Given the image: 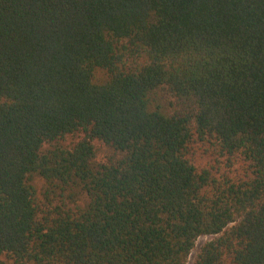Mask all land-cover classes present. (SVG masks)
<instances>
[{
  "label": "trees",
  "instance_id": "obj_1",
  "mask_svg": "<svg viewBox=\"0 0 264 264\" xmlns=\"http://www.w3.org/2000/svg\"><path fill=\"white\" fill-rule=\"evenodd\" d=\"M202 237L193 264H264V0H0V264H188Z\"/></svg>",
  "mask_w": 264,
  "mask_h": 264
},
{
  "label": "rangeland",
  "instance_id": "obj_2",
  "mask_svg": "<svg viewBox=\"0 0 264 264\" xmlns=\"http://www.w3.org/2000/svg\"><path fill=\"white\" fill-rule=\"evenodd\" d=\"M83 134H76L66 137L63 145L73 147L79 140L83 139ZM96 147V162L103 163L109 159L120 157V153L113 148L106 146L99 140H94ZM191 159L199 169H208L217 178L230 177L233 179L244 178L247 171V164L240 157H219L215 152V147L211 143H196L192 146ZM32 184L34 185L36 198L43 208H47L50 203L62 204L65 202L68 206L74 207L86 204L84 195L75 198L78 201L73 202L68 191L62 192L61 190L53 191L50 189L49 184L40 176H34ZM212 237H202L197 241L196 247L193 250L188 264H193L196 256L200 252L201 247Z\"/></svg>",
  "mask_w": 264,
  "mask_h": 264
}]
</instances>
